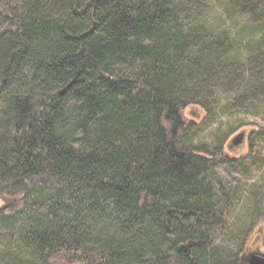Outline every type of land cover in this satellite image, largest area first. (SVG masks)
<instances>
[{
  "label": "trees",
  "instance_id": "obj_1",
  "mask_svg": "<svg viewBox=\"0 0 264 264\" xmlns=\"http://www.w3.org/2000/svg\"><path fill=\"white\" fill-rule=\"evenodd\" d=\"M224 7L264 38V0ZM210 8L0 0V217L36 264H243L253 230L220 256L213 155L184 133L198 122L189 108L242 86L245 62V99L264 102V48L242 60Z\"/></svg>",
  "mask_w": 264,
  "mask_h": 264
},
{
  "label": "rangeland",
  "instance_id": "obj_2",
  "mask_svg": "<svg viewBox=\"0 0 264 264\" xmlns=\"http://www.w3.org/2000/svg\"><path fill=\"white\" fill-rule=\"evenodd\" d=\"M209 1L208 22L215 30L230 29L237 42L234 53L242 60H246L251 45L259 44L264 48L263 36L253 34L251 29L254 27L243 18H237L235 12L226 10L225 0ZM239 74L244 77L242 86L234 82L229 91L221 86L215 97L204 105L189 108V114L198 122L184 133L187 144L213 155L207 179L224 215L213 230L212 241L223 259L240 249L250 229L264 226V102L257 100L261 96L255 100L245 99L243 87L251 77L247 62ZM241 126H249L252 130L248 133L246 149L236 154L237 161L228 163L221 159L220 153L228 150L224 149L228 138ZM3 202L0 197V206ZM17 230V225H8L0 217V264H36L34 257L19 245ZM262 235L260 248L264 251V232Z\"/></svg>",
  "mask_w": 264,
  "mask_h": 264
},
{
  "label": "water",
  "instance_id": "obj_3",
  "mask_svg": "<svg viewBox=\"0 0 264 264\" xmlns=\"http://www.w3.org/2000/svg\"><path fill=\"white\" fill-rule=\"evenodd\" d=\"M195 112V111H193ZM251 127L242 126L234 131L228 138L225 148L235 154L241 153L246 149V141L248 132ZM264 232L263 224L258 225L251 233V236L244 249L243 264H264V251L260 248L262 242V234Z\"/></svg>",
  "mask_w": 264,
  "mask_h": 264
}]
</instances>
